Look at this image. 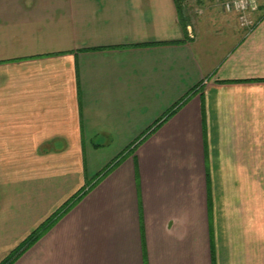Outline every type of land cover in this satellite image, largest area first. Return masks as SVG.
<instances>
[{
  "label": "crops",
  "instance_id": "crops-1",
  "mask_svg": "<svg viewBox=\"0 0 264 264\" xmlns=\"http://www.w3.org/2000/svg\"><path fill=\"white\" fill-rule=\"evenodd\" d=\"M224 2L0 0V264L116 144L14 264H264V0Z\"/></svg>",
  "mask_w": 264,
  "mask_h": 264
},
{
  "label": "trees",
  "instance_id": "trees-1",
  "mask_svg": "<svg viewBox=\"0 0 264 264\" xmlns=\"http://www.w3.org/2000/svg\"><path fill=\"white\" fill-rule=\"evenodd\" d=\"M114 165V166H113ZM112 167L109 169L113 170L117 163L113 162ZM109 171L104 172L102 177H105ZM97 176L94 182L90 186H86L83 190L75 194L69 202L62 206L61 209L53 213L45 222H43L37 229L33 230L29 236L13 251H11L1 264H14L28 249L32 247L55 223L71 208H73L82 199L88 191L93 189L103 178Z\"/></svg>",
  "mask_w": 264,
  "mask_h": 264
},
{
  "label": "rangeland",
  "instance_id": "rangeland-1",
  "mask_svg": "<svg viewBox=\"0 0 264 264\" xmlns=\"http://www.w3.org/2000/svg\"><path fill=\"white\" fill-rule=\"evenodd\" d=\"M133 146L134 145H132L130 148H132ZM128 149L129 148H127L126 150L128 151ZM121 156L122 154H118L117 144L116 148L113 145L111 150L104 145L97 146V148H87L85 154L83 155L85 175L87 178L85 185L90 186L97 176H99V178L102 177L105 174L104 172L109 171V169L112 167L113 161L121 159ZM111 171H109V173H111Z\"/></svg>",
  "mask_w": 264,
  "mask_h": 264
},
{
  "label": "built area",
  "instance_id": "built-area-1",
  "mask_svg": "<svg viewBox=\"0 0 264 264\" xmlns=\"http://www.w3.org/2000/svg\"><path fill=\"white\" fill-rule=\"evenodd\" d=\"M223 8L227 12H236L241 26H250L251 13L256 10V2L255 0H225Z\"/></svg>",
  "mask_w": 264,
  "mask_h": 264
}]
</instances>
